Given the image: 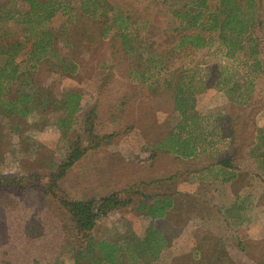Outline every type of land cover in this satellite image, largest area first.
<instances>
[{"label":"rangeland","instance_id":"374dc122","mask_svg":"<svg viewBox=\"0 0 264 264\" xmlns=\"http://www.w3.org/2000/svg\"><path fill=\"white\" fill-rule=\"evenodd\" d=\"M81 1L68 3L76 9ZM107 1L117 13L137 22L143 45L153 47L135 52L141 59L136 63L147 75L158 73L150 69L148 74L147 60L159 54L169 72L162 70L146 83L131 80L127 59L117 52L115 33L97 40L98 29L90 25L87 33V23L76 29L66 15L53 19V28L61 34L56 48L79 55L82 65L77 74L68 75L54 67L55 58L43 61L34 71V87L52 101L63 100L66 93L79 94V112L69 120L55 108L36 110L23 119L0 111V264H74L77 235L59 199H101L128 187L138 192L133 202L97 222L92 231L96 240H115L126 232L143 237L151 219L138 210L140 202L177 192L186 197L177 201L175 213L155 222L169 239L156 264H201L204 250L208 256L221 254L217 264H264V162L250 154L257 130H264V74L251 88L252 73L227 58L215 40L172 59L178 38L172 30L179 23L173 21L165 0ZM256 2L264 45V0ZM0 4L12 12L25 8L18 0ZM11 26L15 35L8 40L21 39V27L14 22ZM129 62L133 64L132 59ZM187 67L209 80L208 89L196 95V111L211 132L217 154L182 162L157 152L155 146L181 121L174 110V87L181 69ZM234 84L239 87L228 93ZM91 111L95 119L89 135L85 120ZM228 133L231 138H222ZM77 141L86 153L57 182L58 187L52 186L54 196L48 191L50 175L67 160ZM233 156L238 168L233 181L224 183L221 174L200 172L209 163Z\"/></svg>","mask_w":264,"mask_h":264},{"label":"trees","instance_id":"16d2710c","mask_svg":"<svg viewBox=\"0 0 264 264\" xmlns=\"http://www.w3.org/2000/svg\"><path fill=\"white\" fill-rule=\"evenodd\" d=\"M25 8L12 12L6 4H0V111L4 114L18 116L21 119L28 117L39 109H53L63 111L71 120L79 112L81 96L77 93H66L63 100H48V95L42 94L33 83L34 71L39 63L46 61L54 65L59 71L68 75H75L82 65L79 55L65 54L63 49L56 48V42L61 41L60 31L52 26L53 19L58 15H66V20L71 27H84L87 23L98 29L97 40L105 37L110 32L115 33L117 52L120 58L127 59L128 74L131 80L148 82L157 77L160 71L169 72L161 55L153 53L147 62L151 72L147 75L144 66L136 63L140 58H135V52L152 46L143 45V36L137 22L124 13H117L116 9L109 6L107 0H82L76 9L71 7L68 0H18ZM257 0H165L169 3V11L173 21L179 26L173 29L177 42L173 44L170 57L172 59L188 49L199 50L207 47L212 41H217L224 48L227 58L239 61L243 69L251 72L250 87L254 79L264 74L263 39L258 34L260 28ZM182 3L180 6H178ZM21 27V39H12L15 35L11 23ZM10 25V26H8ZM15 25V24H14ZM87 30L89 33L91 31ZM93 31V30H92ZM208 32V35L206 33ZM6 39V43L2 40ZM26 49V50H25ZM169 54V52H168ZM23 57V58H21ZM132 59V62H129ZM206 76L198 77L196 70L190 67L182 68L181 75L174 87V110L180 114L181 121L174 131L156 143L155 150L168 156H173L182 162L195 161L203 155L215 156L216 150L211 132L208 134L202 121L204 118L196 111V95L208 89ZM220 82L218 83V85ZM170 84L167 82V87ZM239 86L234 84L227 90L235 92ZM240 97H243L241 95ZM264 102V88L262 90ZM243 104H246L243 102ZM93 114H88L85 125L89 135L93 133ZM63 120H60V122ZM222 138H231V134H224ZM108 138V137H106ZM253 149L250 154L264 162V130L258 129L254 139ZM243 142L245 140L242 139ZM242 147V144L240 145ZM85 147L77 141L72 144L71 152L65 162L58 165L50 175L51 185L49 190L52 195V186L58 187L57 182L86 153ZM235 156L217 160L200 169L222 175V182L228 183L237 178V166L234 164ZM234 160V161H233ZM199 172V173H200ZM173 179V177L171 178ZM12 184L18 181L6 180ZM128 187L121 192L113 193L101 199L77 200L67 197L58 198L61 207L69 214L73 230L77 235V244L74 248V264H156L161 259L169 245V239L163 229L156 224L166 220L175 213L176 203L186 196L180 193L156 194L148 200L140 202L139 211L145 212L151 219L143 237L126 232L115 240H96L92 236L97 222L119 207L130 205L137 194V190ZM57 197V196H56ZM235 227V222L230 223ZM239 249L243 250L242 245ZM221 254L207 255L204 250L198 261L201 264H217Z\"/></svg>","mask_w":264,"mask_h":264}]
</instances>
